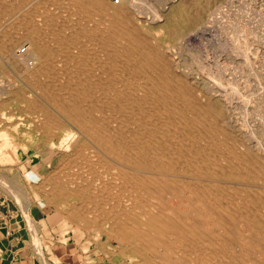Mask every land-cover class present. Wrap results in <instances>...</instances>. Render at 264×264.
<instances>
[{
	"label": "bare ground",
	"instance_id": "bare-ground-1",
	"mask_svg": "<svg viewBox=\"0 0 264 264\" xmlns=\"http://www.w3.org/2000/svg\"><path fill=\"white\" fill-rule=\"evenodd\" d=\"M140 2L0 0V184L49 168L43 202L131 264H264V147L174 63L189 17Z\"/></svg>",
	"mask_w": 264,
	"mask_h": 264
},
{
	"label": "rangeland",
	"instance_id": "rangeland-1",
	"mask_svg": "<svg viewBox=\"0 0 264 264\" xmlns=\"http://www.w3.org/2000/svg\"><path fill=\"white\" fill-rule=\"evenodd\" d=\"M120 1L121 0H108L109 3L116 5H118ZM179 1L180 0H168V3L167 0H137V2L142 3V5L146 4L145 6L151 7L152 11L156 12L157 14H161L162 17L164 16V20L168 19L166 21L169 24L166 23V25L167 27H169V29L175 27L176 30L178 29V27L179 29H181L182 27H180V24L177 23L178 20H181L182 18H184V16L189 17V20L192 21L190 26L191 28L189 27L190 29L188 28V30L185 31V34L180 35L181 38L176 40L177 42H174L172 46H170L171 48L169 51L171 53V56L174 55L172 56L174 63H176L178 65L177 67H179L180 69H182L181 67H183V69L187 70V74L189 76L191 75L190 77H194L196 75L197 77H195L198 80H203L205 84H207L208 88H210L215 93L218 94L220 92L218 94L219 97L224 96V98L222 97V99L225 100L226 105L228 104L224 112L228 113V118L229 120H231V122L234 120L232 124L242 129V131L245 130L244 134H246L247 132L246 136L249 135L248 138L250 144H253L254 146L257 144L261 147H264V29H262L264 28V25H260V22L264 24V8L262 9V6L264 7V5H262L264 3V0H256L258 4L255 3V0H184L185 5L187 6L186 12L184 14L183 11H177V4L179 3ZM261 1L263 2L262 4L260 3ZM253 5L255 8L253 7ZM250 7L254 9L252 10ZM217 8L219 11L217 10ZM206 9L209 11H207ZM229 10L233 12L231 13V11L229 12ZM212 11L215 13H213ZM187 12L189 14H186ZM261 13H263V17L261 16ZM210 14L212 15V17ZM253 14L254 16L256 15L255 18L254 16H252ZM219 15H221V17ZM251 17L254 19H252ZM248 18L251 19L248 20ZM252 20H254L255 22H252ZM256 24H259V26L255 28V26H257ZM241 28L245 32H243ZM250 28H252L253 30H250ZM254 28L256 32L254 31ZM252 37L255 40L252 41ZM245 42L247 43V45L245 44ZM212 45L214 47H212ZM171 49H174V51L176 50L174 54ZM174 58L176 61L174 60ZM261 76L263 77L261 78ZM1 79L2 78L0 77V81ZM256 80L258 81V83L256 82ZM225 98L227 99V101ZM241 125L243 127H241ZM248 126L250 128H248ZM260 137H263V140H261ZM32 163L33 162H30L31 165ZM2 169L3 168L0 166L1 177L4 173ZM49 170V168H45L37 174L31 172V170H29L30 172L28 171L27 173H20V178L19 180L17 179L19 182L15 179V185H12L14 191L7 189L8 187H4L0 184V201L2 203L7 202L14 210V216H18L20 220H24V222L29 225V229L32 230L33 233V243L36 248L40 247L39 249H41V244L43 242L39 237L40 226H42L41 224H44L45 232L48 233V235H45L43 237L44 242L46 241L45 243H47L48 240H50L54 245H56L54 246L56 247V250L57 247H62V252H59V254L61 253V257L62 254L69 255L73 252L75 253L76 251H78V254L82 255H84L86 251H93L96 255H98V257L96 258L97 264H131L132 262H136V258L131 259L128 256L122 257L121 255L119 256L115 254V251H118V243L113 238H106L108 236H106L104 233L101 234L100 238H94L92 234L88 233L84 228L76 226V224L63 219L53 206H49L43 202L42 196L48 193L47 188H43L42 190L39 188L37 189L38 191H35V188L33 189L32 186H39L43 178L45 179L44 176ZM13 171V174H17L15 170ZM1 180L3 181L2 178ZM46 206L49 209L46 210ZM25 215L27 217L30 216L31 218H33L31 222L27 221V217ZM37 218H39V220H37ZM44 218H49V221L44 220ZM37 235L38 237H36ZM37 238L38 240H40V242L37 241ZM42 248L44 250L43 254L45 256L49 255L50 259L55 260L56 258L60 257V255L55 252L54 254L56 256H51L50 252L47 253V248L45 246H43ZM61 257L59 258V261H62L61 259L63 258ZM56 264H62V262H57Z\"/></svg>",
	"mask_w": 264,
	"mask_h": 264
},
{
	"label": "crops",
	"instance_id": "crops-1",
	"mask_svg": "<svg viewBox=\"0 0 264 264\" xmlns=\"http://www.w3.org/2000/svg\"><path fill=\"white\" fill-rule=\"evenodd\" d=\"M14 215L12 207L7 202L2 203L0 201V264H56L57 262H62V264H97L96 258L98 255L93 251H86L84 255L78 254V251H76L69 255L62 254L61 257V253L59 254V252H62V247H57L56 250V247H54L56 245L53 242L50 240L47 243H45L46 241L44 242L43 237L48 235L45 232L44 224L40 226L39 235L43 243L41 244V249H39L40 247L36 248L33 243V233L29 229V225ZM48 219L44 218L46 221H49ZM37 241L40 242L38 238ZM43 246L47 248V253L50 252L51 256L55 255L54 252L58 253L63 258L61 259L62 261H59L60 257L55 259L56 262L50 259L49 255L45 256L43 254Z\"/></svg>",
	"mask_w": 264,
	"mask_h": 264
}]
</instances>
